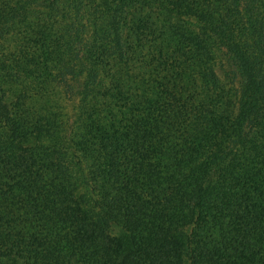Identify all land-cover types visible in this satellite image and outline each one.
Listing matches in <instances>:
<instances>
[{"label": "trees", "instance_id": "1", "mask_svg": "<svg viewBox=\"0 0 264 264\" xmlns=\"http://www.w3.org/2000/svg\"><path fill=\"white\" fill-rule=\"evenodd\" d=\"M0 264H264V0H0Z\"/></svg>", "mask_w": 264, "mask_h": 264}, {"label": "rangeland", "instance_id": "2", "mask_svg": "<svg viewBox=\"0 0 264 264\" xmlns=\"http://www.w3.org/2000/svg\"><path fill=\"white\" fill-rule=\"evenodd\" d=\"M225 69H226L227 71H229V73H231V76H234L233 69L230 68V67H228V64H225Z\"/></svg>", "mask_w": 264, "mask_h": 264}]
</instances>
